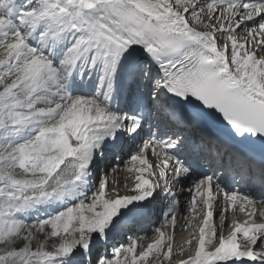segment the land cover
Wrapping results in <instances>:
<instances>
[{"label":"snow or ice","instance_id":"obj_1","mask_svg":"<svg viewBox=\"0 0 264 264\" xmlns=\"http://www.w3.org/2000/svg\"><path fill=\"white\" fill-rule=\"evenodd\" d=\"M261 206L264 0H0V264H264Z\"/></svg>","mask_w":264,"mask_h":264},{"label":"bare ground","instance_id":"obj_2","mask_svg":"<svg viewBox=\"0 0 264 264\" xmlns=\"http://www.w3.org/2000/svg\"><path fill=\"white\" fill-rule=\"evenodd\" d=\"M127 163L128 162H125V164H123V165H121L120 166V164L119 165H117L116 167H115V171L116 172H118V175L120 174V173H122V176L125 174L124 172H125V169H124V167H125V165H127ZM108 177H109V175H108ZM119 177V176H118ZM112 178H114V177H112ZM129 178V177H128ZM128 178H126V177H124V179L126 180V181H128L129 179ZM121 179H123L122 177H121ZM130 181V180H129ZM128 181V182H129ZM129 184V183H128ZM130 184H131V181H130ZM120 187V186H119ZM122 187H124V186H122ZM122 187H120V188H118V190L121 192V194H123V192H124V190H125V187L124 188H122ZM109 192H111V190L109 191ZM181 212H182V202H181ZM185 215V214H184ZM183 215V216H184ZM179 216V215H178ZM177 216V225H176V228H175V232H174V234H175V236H182L183 234H184V231L186 232V235L185 236H188L189 238H190V236H191V233H192V224H187V220H185V218H184V220H183V216H182V218H179ZM183 227H186V229L183 231ZM162 230H166V231H168V233H169V231H171L172 230V228H171V226L169 225V227L167 228V229H162ZM143 233H144V238L146 239L144 242H142L140 245H139V247H141V250H143L144 248H146L147 247V244L148 243H150L151 241H153L155 238H156V235L154 234V232L152 231V230H150V229H148V230H143L142 231ZM173 232V231H172ZM188 238V239H189ZM181 239H183L182 237L181 238H179V239H177V241L179 242V245L180 246H182V247H185V244L184 243H182V244H180V242H181ZM178 245V246H179ZM186 249H187V247H186ZM175 253H178V251H176ZM154 257L153 256H150L149 258H148V260H149V262L151 263V261L152 260H154L153 259ZM155 262V261H154Z\"/></svg>","mask_w":264,"mask_h":264},{"label":"rangeland","instance_id":"obj_3","mask_svg":"<svg viewBox=\"0 0 264 264\" xmlns=\"http://www.w3.org/2000/svg\"><path fill=\"white\" fill-rule=\"evenodd\" d=\"M125 174L122 176V173H120L119 175L117 174H115V175H113V174H109L110 176H114V178H111V181H113V180H115L116 181V183H110L109 184V187L108 188H113V187H116V188H120V187H122V186H124L125 187V184L127 183H129L128 181H126L125 179H124V177H125V175L127 176L126 178H128V179H130L131 177H130V175H129V173H127V172H124ZM119 176V177H118ZM121 177L123 178V179H121ZM110 181V182H111ZM129 185H130V183H129ZM120 186V187H119ZM124 187H122V188H124ZM95 190V189H94ZM109 190V189H108ZM43 239V237H42V235H38L37 236V240H42ZM35 241H34V243H33V246L35 247ZM50 244H51V242H49V246H50ZM0 247H2V245H0ZM153 262L154 261H152L150 264H153ZM155 262H157V261H155ZM159 264V263H158Z\"/></svg>","mask_w":264,"mask_h":264}]
</instances>
